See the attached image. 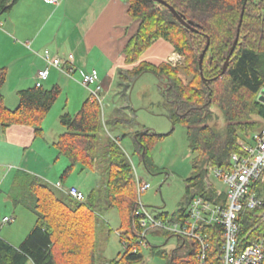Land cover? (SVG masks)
I'll use <instances>...</instances> for the list:
<instances>
[{
  "label": "trees",
  "instance_id": "16d2710c",
  "mask_svg": "<svg viewBox=\"0 0 264 264\" xmlns=\"http://www.w3.org/2000/svg\"><path fill=\"white\" fill-rule=\"evenodd\" d=\"M15 1L0 0V11L9 9ZM164 1L173 6L185 21L191 22L197 31L184 27L160 2L127 0V13L138 24L123 47L124 61L126 64L136 63L155 40L164 39L175 52L184 56L185 65L179 68L172 67L167 61L157 65L140 61L131 68L117 69V85L119 94L128 95L137 77L146 71L153 73L163 81L162 91L173 107V112L168 115L170 122L173 127L181 124L186 129V138L194 156L191 175L184 180L187 198L185 205L177 210L176 215L179 216L196 192L206 194L203 181L206 166H228L231 154L242 152L239 135H248L260 127L252 116L264 120V103L257 100L264 88V0ZM241 12L238 39L221 74L225 57L236 36ZM207 39L209 43L201 63L206 79L203 81L198 60ZM179 70L191 75L187 83L179 76ZM5 79L6 69L0 67V126L6 129L15 124L27 125L33 128L37 137L42 132L41 122L61 93V87L44 88L42 84H34L21 89L17 92V106L10 109L4 104L2 93ZM215 106L226 121L224 134L203 123L210 115V108ZM59 122L64 131L52 144L57 155L65 157L68 162L61 179L65 180L76 168L98 170L105 205L116 209L120 215V228L124 230L120 232L122 243L125 239L136 241L140 228L134 176L121 145V137L103 133L99 102L88 97L75 114H60ZM126 136H130L133 153L145 169L149 172L159 170L152 161L151 149L164 135L140 129L123 133L122 138ZM157 172L161 173L160 170ZM20 176L28 178L31 201L26 208L34 215V224L17 246L0 237V264H95L96 211L89 205V199L95 201L99 189H92L87 199L78 202L65 194L61 197L55 188L38 176L27 173ZM256 188L263 196L261 208L244 209L239 214V240L243 245L264 231V222L257 219V214L264 211V183L257 184ZM159 215L165 217L167 213ZM203 230L209 243L208 259L214 258L218 264L221 228L210 225ZM170 237L172 235L164 233L165 242ZM176 240L175 247L169 252H158L166 264H195V243L178 237ZM149 247H152L151 243ZM142 263V247L136 252L126 249L121 256L107 262Z\"/></svg>",
  "mask_w": 264,
  "mask_h": 264
},
{
  "label": "rangeland",
  "instance_id": "374dc122",
  "mask_svg": "<svg viewBox=\"0 0 264 264\" xmlns=\"http://www.w3.org/2000/svg\"><path fill=\"white\" fill-rule=\"evenodd\" d=\"M1 16H5V13L0 14ZM2 19L0 18V20ZM167 62L172 67L182 68L185 65L183 55H180V58L175 62ZM87 66L91 67V63L89 62ZM58 72L65 80L64 84L60 85L61 93L41 122L42 132L36 137V141H42L45 144H48L49 140L51 144L53 135L64 131L63 125L59 122V115L66 111L75 114L82 102L90 96L84 86L59 70ZM178 74L185 83L191 79V75H187L183 70H179ZM99 77L104 116L103 119L101 112L103 133L121 137V144L128 152L139 177L148 183L147 190L140 196L141 203L151 213L165 212L167 217L173 218L176 216L177 210L185 205L187 193L184 180L191 175V160L194 155L186 138L185 127L181 124H176L173 127L168 118V115L173 112V107L162 91L163 81L151 72H143L131 84L128 95L122 96L119 94L116 74L113 78H106L105 71L102 73L99 70ZM102 81L103 83H101ZM252 119L259 125L263 122L256 115H253ZM203 123L208 124L218 133L224 134L225 132L226 121L216 106L210 108V115ZM147 128L164 135L151 149L152 161L161 173L157 172L159 170L147 171L133 153L130 136L122 138L123 133ZM250 134L239 135L238 141H249ZM64 160L65 158L60 156V159L56 161V167L61 163L63 166ZM65 167L61 168L60 174ZM97 172L89 168L84 170L76 168L65 178L63 186L68 188L73 185L79 188L86 199L94 187L100 186L95 201L89 202V205L96 211L94 212L97 224L95 264H107L109 260L117 258L123 253L124 246L120 232L124 230L120 228L118 211L107 208L105 205L101 175L98 170ZM11 174L3 185L0 181V237L17 246L32 228L34 215L26 208V205L31 201L27 187L28 178L25 179L19 174L14 180ZM57 179L59 178L57 177ZM210 180L218 188L224 190V185L217 179L210 177ZM59 195L63 196L61 193ZM4 216L14 218V221L3 223ZM147 239L152 247L142 248V264H166L165 258L159 253L169 252L173 249L177 242L176 237L172 236L165 242L164 234L160 230H153L148 232ZM126 241L128 240L126 239ZM152 249L153 251H151Z\"/></svg>",
  "mask_w": 264,
  "mask_h": 264
},
{
  "label": "crops",
  "instance_id": "0c3cea01",
  "mask_svg": "<svg viewBox=\"0 0 264 264\" xmlns=\"http://www.w3.org/2000/svg\"><path fill=\"white\" fill-rule=\"evenodd\" d=\"M127 9V0H60L58 4L46 0H16L9 9L1 10L0 14L5 13V16L0 17L3 18L0 20V67L6 69L2 87L6 107L14 109L18 103L17 92L35 84L37 71L46 66L44 53L73 54V77L78 80L83 72L92 68L97 70L98 76L100 70L105 71L106 78H113L119 68H131L140 61L157 65L178 55L168 41L157 39L136 63L126 64L122 50L138 24ZM89 62L91 67L88 68ZM64 81L58 70L50 66L41 84L50 88ZM101 112L104 119L103 107ZM57 135H53L51 144L50 140L45 144L36 141L30 126L15 124L6 129L0 126L1 185L11 173L15 180L21 172L38 176L64 195L55 187L57 183L63 186L60 172L68 163L64 157L63 166L61 163L56 167L61 155H57L52 143ZM125 153L130 160L128 152Z\"/></svg>",
  "mask_w": 264,
  "mask_h": 264
},
{
  "label": "built area",
  "instance_id": "2783aa9c",
  "mask_svg": "<svg viewBox=\"0 0 264 264\" xmlns=\"http://www.w3.org/2000/svg\"><path fill=\"white\" fill-rule=\"evenodd\" d=\"M51 4H58L60 0H46ZM46 66L36 73V86L41 85V80L48 74V67H54L84 86L90 98L96 99L102 110V97L100 95V82L96 69L82 73L81 79L73 77V54L66 56L42 55ZM180 58L178 54L169 58L175 62ZM241 153L230 156V164L226 167L207 165L203 181L206 194L195 193L186 204L182 215L169 218L151 213L140 201V196L148 188V183L143 181L130 161L132 173L137 190L139 216V232L137 239L123 241L124 250L131 248L136 252L139 247H148L149 231L160 230L163 234L186 239L196 245L195 264H217L214 258L208 259L209 243L203 228L215 225L221 228L220 263L218 264H264V231L260 232L250 243L243 245L239 240V214L242 210L259 209L262 206L263 196L257 191V184L264 183V120L259 129L251 133L250 142L240 141ZM214 177L224 185V190L218 188L211 180ZM72 200L83 202L85 196L75 186L63 189L60 183L55 184ZM194 189L193 187H191ZM257 219L264 222V211L257 214ZM14 218L3 217V223H10ZM251 231V230H250Z\"/></svg>",
  "mask_w": 264,
  "mask_h": 264
},
{
  "label": "water",
  "instance_id": "95a60500",
  "mask_svg": "<svg viewBox=\"0 0 264 264\" xmlns=\"http://www.w3.org/2000/svg\"><path fill=\"white\" fill-rule=\"evenodd\" d=\"M154 1H157V2H160L162 4H164L165 6H167L170 10V12L175 16V18L184 26L186 27L187 29L189 30H192V31H197L192 25H191V22H188V21H185L184 18L173 8V6L169 5L168 3H166L164 0H154ZM241 16H242V12L240 14V18H239V21H238V25H237V31H236V36L233 40V43L232 45L230 46L229 50H228V53L225 57V60H224V63H223V66H222V69H221V74L224 73L226 67H227V64H228V60H229V56L231 55L235 45H236V42H237V39H238V30H239V26H240V23H241ZM208 43H209V40L207 39L206 40V44L204 46V48L202 49L200 55H199V60H198V66H199V69H200V76L202 78L203 81H205L206 79L203 77V74H202V71H201V63H202V58H203V55H204V52L205 50L207 49L208 47ZM257 100L264 103V88L260 90L258 96H257Z\"/></svg>",
  "mask_w": 264,
  "mask_h": 264
}]
</instances>
